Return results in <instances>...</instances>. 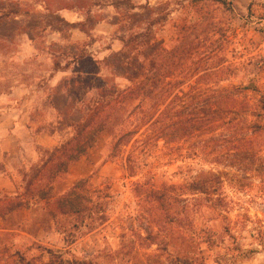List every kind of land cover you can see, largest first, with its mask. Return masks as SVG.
<instances>
[{"label":"rangeland","instance_id":"obj_1","mask_svg":"<svg viewBox=\"0 0 264 264\" xmlns=\"http://www.w3.org/2000/svg\"><path fill=\"white\" fill-rule=\"evenodd\" d=\"M0 1L8 17L0 27V200L30 192L22 204L0 202V264H11L17 255L46 264L49 250L91 264H165L175 253H199L205 264H264V0H225L228 7L212 0ZM128 13L160 20L154 39L181 64L170 67L156 51V68L165 63L169 70L164 86L170 98L184 96L187 104L184 136L171 142L170 151L160 141L166 156L148 157L150 165L133 178L121 159L107 157L109 137L73 157L67 168L48 164L35 178L46 152L68 137L45 133L58 120L48 103L50 90L68 75L41 81L53 56L59 49L69 53L70 43L86 45L93 60L119 51ZM86 15L89 36L78 29L53 30L51 17L78 24ZM24 31L37 34L30 39ZM205 80L211 101L218 100L217 90L231 88L237 99L215 137L202 129ZM116 83L128 85L120 78ZM162 103L158 112L169 100ZM38 134L50 137L51 148L37 145ZM135 182L146 184L144 190L133 189ZM75 185L79 190L65 196ZM156 189L181 199L172 207L179 222L159 232L149 224L144 199ZM93 200L101 218L95 214L80 224L63 214ZM150 234L154 241L143 240Z\"/></svg>","mask_w":264,"mask_h":264},{"label":"trees","instance_id":"obj_2","mask_svg":"<svg viewBox=\"0 0 264 264\" xmlns=\"http://www.w3.org/2000/svg\"><path fill=\"white\" fill-rule=\"evenodd\" d=\"M212 1L224 7L229 6L225 0ZM0 2L3 7L5 2ZM6 14L2 9L0 27L6 25L8 18ZM51 20L54 26L53 30L61 34L66 29H78L89 36L91 31L90 28H87L91 21L89 15H86L84 22L78 24H70L58 16L51 17ZM159 21L151 19L150 15L140 16L138 13L124 15L122 23H125L127 27L124 29L123 35L117 39L121 49L111 52L102 60L91 59L86 45L79 48L73 43H70L69 53L59 49L58 56H53L52 69L49 75L42 78L41 81L48 84L58 73L68 75L63 76L50 90L48 103L56 112L58 120L56 127L46 130L45 133L52 137L65 132L68 137L46 152L47 158L35 178L39 172L45 171L48 164L63 165L67 168L72 163L73 157H78L92 149L97 140L103 137L110 138L107 157L121 159L127 176L133 178L136 177L138 171L150 165V162L147 161L148 157L166 156L164 151L162 153V150L158 149L160 141L163 143L162 148L170 151L171 142L182 139L188 116L187 104L184 96L175 95L170 98L167 84L165 83L164 86V80L168 77L167 71L169 72V70L165 63L158 66V69L156 68V51H160L163 62L169 61L170 67L174 64L175 69H178L181 64L178 61L175 62V59L171 58L170 52L160 47V43L155 41L153 27ZM144 22L147 23V27L140 29V25ZM117 24L112 23L113 26H117ZM21 34L34 39L37 33L24 31ZM62 60H64V64ZM75 65L78 66L77 69H75ZM102 71H105V74H101ZM118 78L125 80L128 85L122 88L116 83ZM206 83L205 80L202 87ZM207 86L202 95L205 102V107L202 110L204 114L202 129L206 136L215 137L218 136L217 132L227 124L223 114L235 107L237 99L233 94L234 89L231 88V92L226 89L217 90L218 100L211 101L212 95L208 94L210 87L207 88ZM202 87L198 90H202ZM235 90L242 91L238 88ZM160 100L162 102L169 100V103L158 112V107L163 105V103L159 104ZM59 102L61 105L58 104ZM51 178L52 181L56 177L54 178L52 175ZM145 185L132 183L133 189L137 192L144 190ZM78 187L77 185L73 186L65 196L79 190ZM170 188L175 190L174 187ZM28 195L30 192L17 194L14 198H4L0 202H11L10 204L13 205L18 201L22 204L26 202ZM144 199L150 204L148 220L152 229L155 228L159 232L164 229V226L179 222L176 218L178 214L172 210V207L181 199L174 192L163 193L156 189L148 191ZM78 205L80 206L73 210L61 208L64 210L63 214L77 217L80 219V224L92 220L95 214L102 217V208L97 200L84 201ZM13 207L19 208L22 205L15 204ZM156 237L155 234H150L143 240L149 238L154 241ZM47 253L49 259L46 264H91L65 260L60 254L50 250ZM166 261L165 264H205L199 253H186L185 255L175 253L169 255ZM11 264L34 263L17 255V259L13 260Z\"/></svg>","mask_w":264,"mask_h":264},{"label":"crops","instance_id":"obj_3","mask_svg":"<svg viewBox=\"0 0 264 264\" xmlns=\"http://www.w3.org/2000/svg\"><path fill=\"white\" fill-rule=\"evenodd\" d=\"M71 24V23H70ZM84 34V33H83ZM65 74V73H64ZM53 80V79H52ZM51 80V81H52ZM52 140L50 139V137L49 136H39V134H38V136H37V140H36V143H37V145H39V146H41V147H43V148H45V149H49V148H51V146H52ZM56 146V145H55ZM53 148V147H52Z\"/></svg>","mask_w":264,"mask_h":264}]
</instances>
